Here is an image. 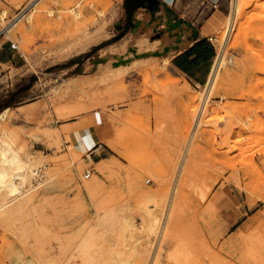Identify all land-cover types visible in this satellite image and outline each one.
<instances>
[{"label":"rangeland","instance_id":"374dc122","mask_svg":"<svg viewBox=\"0 0 264 264\" xmlns=\"http://www.w3.org/2000/svg\"><path fill=\"white\" fill-rule=\"evenodd\" d=\"M242 1L249 5L228 35L235 0H0V40L28 62L0 70V156L14 172L15 156L40 161L24 184H37L34 203L0 224V264L58 250L62 210L91 219L100 204L140 226L134 237L127 232L126 250L165 256L175 247L167 225L178 186L203 226L193 244L202 262L248 264L242 246L264 233V0ZM215 11L223 21H209L205 34L215 67L222 64L212 86L198 87L172 68L169 53ZM142 189H161L150 209ZM77 196L85 207L71 204ZM148 210L158 228L152 242ZM208 248L223 259L213 263Z\"/></svg>","mask_w":264,"mask_h":264},{"label":"bare ground","instance_id":"6f19581e","mask_svg":"<svg viewBox=\"0 0 264 264\" xmlns=\"http://www.w3.org/2000/svg\"><path fill=\"white\" fill-rule=\"evenodd\" d=\"M246 3L248 2L235 0V4L232 6L234 7V10L232 9L234 12L231 16L230 23L228 24L229 26H227L228 35L235 24L236 16L240 8L242 7L244 9L245 6L249 5H246ZM221 64L222 59L219 58L211 75L209 83L211 86L215 81ZM4 113L6 112L4 111ZM199 122L200 120H198V124H200ZM8 132H5V134ZM6 136H8V134H6ZM8 138L9 137H7V139ZM11 138L12 137H10L9 140L13 142L14 135L13 139ZM59 138L60 135L57 139ZM10 141H8L7 145L9 148H13ZM8 146L1 147H4V150H6L7 148L5 149V147ZM9 148L8 150L11 152L12 150ZM5 152L8 151L6 150ZM0 153L3 154L1 150ZM5 155L7 156V154ZM16 155H18V153H16ZM19 157L20 156H15L14 161H17L20 171L14 172L5 166L4 162H6V159H1L2 156H0V224L8 222L11 218H14L13 216L19 214V212L34 203V199L32 197L28 198V195L37 184L35 186L32 185L31 187H28V189H26L27 187L24 184L27 183L28 179L39 175L40 161L32 159L23 160L21 159L22 157ZM6 165H8V163ZM22 169H25V171H21ZM17 177H21L20 180H23V183L21 182L22 187L17 184ZM187 180H184L186 183L189 182L186 186L192 185L191 183L193 181L191 180L187 182ZM184 184H182V186ZM90 189L97 190L98 187L91 186ZM182 189L184 190L185 187L179 188L178 186L177 189H175L176 191L173 197L174 202H172L173 205L167 225V230L170 231L169 233L172 240L175 242V247L165 256L162 254L164 252L161 253V250L158 254L152 256L150 251L148 252L147 250H142V252L141 250L134 251V249L132 251L126 250L125 246L127 245L125 244L124 246L122 242L126 240L125 237L127 232L130 233V231H132L130 234L133 233L131 235L133 236L135 234L134 232H136V230H138L137 228L140 226H136V223L133 222L134 220H132V218L130 220L128 217L124 218L122 216L123 213L120 214L119 210H117L118 208H106L102 206L103 204H100L96 209L95 217L91 219L90 217L84 218L76 214V212L69 213L66 208L63 209L60 214V222L61 228L64 232L63 238L66 239V244H62L58 250H55L54 248H46L44 256L31 259L26 264H205L202 262L199 252L197 253V248L193 245L197 240H203V226L198 225V222L195 220L194 213L191 211L193 206H195V201L193 202L191 200V196L188 194H184ZM160 192L161 189L155 191L145 189L141 190V196L143 198L145 208L150 209L148 206L150 203H153L154 205L158 203V195ZM70 202L72 205L80 208L87 205L86 199L82 196H77ZM142 216L144 224L143 228L147 231V236H145L146 233L144 236L149 242H152V240H155L156 233L158 232L157 225L152 223L153 220L149 210ZM147 216H150L151 219H146ZM46 221L49 220L47 219ZM45 231L46 234H49L50 228L45 226ZM255 232L256 230L251 232L252 236ZM244 233H246V230ZM248 233L250 237H247L250 239L253 240L256 238L253 242L249 239L250 243L242 246L248 257V264H259L261 261L264 262V233L257 234L258 236L254 238L251 236L250 232ZM193 247L195 249H193ZM208 249L212 252V256H214L213 263H217L219 258L223 259L216 248H213L214 250H211L210 248Z\"/></svg>","mask_w":264,"mask_h":264},{"label":"crops","instance_id":"0c3cea01","mask_svg":"<svg viewBox=\"0 0 264 264\" xmlns=\"http://www.w3.org/2000/svg\"><path fill=\"white\" fill-rule=\"evenodd\" d=\"M158 1L161 5L166 2V0ZM216 14L215 11V14L208 19L204 17L203 26H199L196 30L185 31L182 36L176 38L180 42L176 43L175 48L169 53L172 68L198 87L209 83L216 64L217 50L214 41H211V37L205 34L209 21L213 22L215 18L217 25L222 23L223 17L216 18ZM4 66L9 70H20L27 67L28 62L22 52L12 48L10 41L2 39L0 40V70ZM94 132L91 129L86 131L85 136L89 142L94 139Z\"/></svg>","mask_w":264,"mask_h":264},{"label":"built area","instance_id":"2783aa9c","mask_svg":"<svg viewBox=\"0 0 264 264\" xmlns=\"http://www.w3.org/2000/svg\"><path fill=\"white\" fill-rule=\"evenodd\" d=\"M210 40L213 41L212 38H210ZM12 48L17 49L18 47H17L15 44L12 43ZM91 174H92V171L89 170V171H87L85 177H86V178H90Z\"/></svg>","mask_w":264,"mask_h":264}]
</instances>
